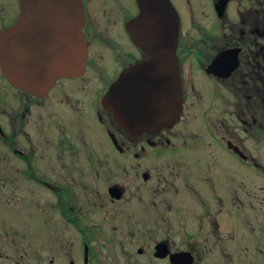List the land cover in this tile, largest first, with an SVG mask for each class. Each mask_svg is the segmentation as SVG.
I'll return each mask as SVG.
<instances>
[{
    "label": "flooded vegetation",
    "instance_id": "1",
    "mask_svg": "<svg viewBox=\"0 0 264 264\" xmlns=\"http://www.w3.org/2000/svg\"><path fill=\"white\" fill-rule=\"evenodd\" d=\"M79 1L80 75L36 98L0 72V264H264V0ZM141 7L178 18L182 109L132 136L101 100L146 58L128 29ZM22 185L43 188L25 207L58 235L33 258L17 252Z\"/></svg>",
    "mask_w": 264,
    "mask_h": 264
},
{
    "label": "water",
    "instance_id": "2",
    "mask_svg": "<svg viewBox=\"0 0 264 264\" xmlns=\"http://www.w3.org/2000/svg\"><path fill=\"white\" fill-rule=\"evenodd\" d=\"M17 2L15 21L0 30V71L13 87L41 98L57 79L82 73L84 15L79 0ZM156 13L141 7L129 24L146 58L124 69L101 100L117 126L132 136L170 127L182 109L178 18L174 11L167 19Z\"/></svg>",
    "mask_w": 264,
    "mask_h": 264
},
{
    "label": "rangeland",
    "instance_id": "3",
    "mask_svg": "<svg viewBox=\"0 0 264 264\" xmlns=\"http://www.w3.org/2000/svg\"><path fill=\"white\" fill-rule=\"evenodd\" d=\"M17 8L18 5L16 0H0V22L7 21L13 17L17 13ZM33 114L29 116V118H31V122L28 126L26 125V130L29 134V141H32L36 147L40 148V132L36 126ZM15 194L17 195V213L14 217V220L16 225L17 243L20 244V250L17 252L18 254L25 252L24 249L26 246L31 244V258H33L38 255V253H42L43 246H49L51 243H56L58 235L56 231L52 232L51 230H43V216L40 209V203L32 204L34 208L31 210H27L25 207L28 206L29 199H41V197L44 195L43 188L39 186L26 185L17 186ZM20 198H22V202ZM3 207V205H0V209ZM47 254L48 258L53 256L56 260L61 259V253L56 248V246H54L52 249H49ZM21 263L34 264V261L31 259V263H27L26 260H23Z\"/></svg>",
    "mask_w": 264,
    "mask_h": 264
}]
</instances>
